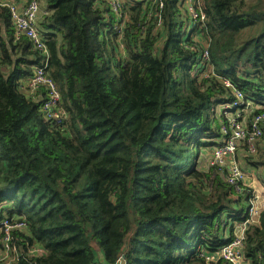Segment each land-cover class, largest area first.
Returning <instances> with one entry per match:
<instances>
[{
    "label": "trees",
    "instance_id": "16d2710c",
    "mask_svg": "<svg viewBox=\"0 0 264 264\" xmlns=\"http://www.w3.org/2000/svg\"><path fill=\"white\" fill-rule=\"evenodd\" d=\"M39 2L66 117L46 118L44 87L24 89L43 53L0 5V222L22 224L7 264H206L202 253L248 216L247 196L210 159L228 123L216 109L233 87L248 120L264 114V0H200L203 22L191 0ZM261 145L264 129L254 153L241 141L234 154L264 191ZM259 215L247 264H264Z\"/></svg>",
    "mask_w": 264,
    "mask_h": 264
},
{
    "label": "built area",
    "instance_id": "2783aa9c",
    "mask_svg": "<svg viewBox=\"0 0 264 264\" xmlns=\"http://www.w3.org/2000/svg\"><path fill=\"white\" fill-rule=\"evenodd\" d=\"M108 1L114 10H118L123 2L122 0ZM0 5L10 8L12 20H14V26L17 31L16 35H26L34 42L36 48L43 53L41 63L34 67L31 76L25 80L24 89L27 93L36 95L37 91L41 87H44L48 97L43 101L41 110L49 120L56 124L62 123L66 117L64 110L61 109L59 104L62 97L57 84L47 71L50 60L49 51L45 39L37 26V17L40 12L39 0H0ZM200 6V0H191L190 4H188L190 17L195 22H203L205 19V13L201 10ZM201 57L204 60L208 58L207 50H205ZM223 83L228 88L229 86L233 87V83L229 79H224ZM233 93L235 97L232 100L229 101L228 98L224 103L220 104V111L226 116L228 123L222 126V142L220 146L212 150L213 158L210 159V163L219 164L227 168L225 170L226 181L233 185L238 193L247 196L248 216L246 220L238 224L234 237L229 243L222 246L217 252L202 253L206 264H215L219 260H224L230 264H247L248 261L243 254V242L246 237V230L249 224L255 222L256 218L260 216L259 214L264 207L262 203L264 201L263 194L258 182L254 184L252 179L254 177L244 171L234 160L236 147L241 141H246L249 152L254 153L256 151L264 129V114L256 115L251 120H248L245 114H247V107H249L247 103L249 102L245 100L244 94L240 89L233 87ZM230 113H233L231 118H229ZM229 123L232 129L231 135L229 134ZM242 185L245 187L242 188ZM0 225L3 245L0 248V263L7 264L11 260L18 258L17 246L13 244V230L21 228L22 224L13 225L9 223L8 219H4L0 222ZM13 253H15L14 257L12 256Z\"/></svg>",
    "mask_w": 264,
    "mask_h": 264
},
{
    "label": "rangeland",
    "instance_id": "374dc122",
    "mask_svg": "<svg viewBox=\"0 0 264 264\" xmlns=\"http://www.w3.org/2000/svg\"><path fill=\"white\" fill-rule=\"evenodd\" d=\"M123 1V0H122ZM125 1V0H124ZM124 3V2H123ZM42 12V11H41ZM185 29H186V25H185ZM216 113L217 114H221V116H222V118H226V116L225 115H223V113L220 111V104L217 106V109H216ZM233 116V113H230L229 114V118H231ZM222 118H220V124H221V122H222ZM227 120V119H226ZM225 123H223L222 124V126L224 125ZM222 126L220 127L221 128V131H222ZM261 148L262 149H264V147H263V145H261ZM234 160H235V162H237V164H239V162H238V160H237V158H236V156H234ZM246 157H245V161H243L242 162V165H243V169H244V171H246L247 173H250L249 172V170H253V169H248V168H250L248 165H246ZM240 165V164H239ZM240 167H241V165H240ZM242 168V167H241ZM251 173H253V172H251ZM224 175H225V177H226V172H224ZM255 177V176H254ZM250 180V179H249ZM253 182H254V184L257 182V179H256V177L255 178H253ZM245 186L244 185H242V188H244ZM263 204H264V201L262 202ZM19 227V226H18ZM20 228V227H19ZM14 235H13V239H14ZM38 250L37 251H39L40 250V252L42 251L40 248H37Z\"/></svg>",
    "mask_w": 264,
    "mask_h": 264
},
{
    "label": "water",
    "instance_id": "95a60500",
    "mask_svg": "<svg viewBox=\"0 0 264 264\" xmlns=\"http://www.w3.org/2000/svg\"><path fill=\"white\" fill-rule=\"evenodd\" d=\"M125 257L124 255L119 259V261L116 264H125Z\"/></svg>",
    "mask_w": 264,
    "mask_h": 264
},
{
    "label": "crops",
    "instance_id": "0c3cea01",
    "mask_svg": "<svg viewBox=\"0 0 264 264\" xmlns=\"http://www.w3.org/2000/svg\"><path fill=\"white\" fill-rule=\"evenodd\" d=\"M251 173V172H250ZM251 175L254 177V174L253 173H251ZM255 178V177H254ZM253 179V178H252ZM260 190H261V192H262V194H263V200H264V191H263V189L262 188H260Z\"/></svg>",
    "mask_w": 264,
    "mask_h": 264
}]
</instances>
